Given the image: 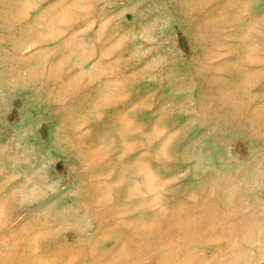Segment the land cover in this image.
I'll return each mask as SVG.
<instances>
[{
    "label": "rangeland",
    "instance_id": "1",
    "mask_svg": "<svg viewBox=\"0 0 264 264\" xmlns=\"http://www.w3.org/2000/svg\"><path fill=\"white\" fill-rule=\"evenodd\" d=\"M0 264H264V0H0Z\"/></svg>",
    "mask_w": 264,
    "mask_h": 264
}]
</instances>
